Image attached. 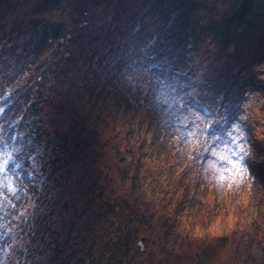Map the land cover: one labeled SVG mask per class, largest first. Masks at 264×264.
<instances>
[{"label": "rangeland", "instance_id": "1", "mask_svg": "<svg viewBox=\"0 0 264 264\" xmlns=\"http://www.w3.org/2000/svg\"><path fill=\"white\" fill-rule=\"evenodd\" d=\"M39 1L11 0L8 4L0 5V49L6 48L0 53V75L6 64L4 60L14 62L22 59L19 65L27 63L22 65L20 76L7 88L12 90L10 98L15 92L20 93L22 83L29 88L30 93L32 88L37 90L38 93L34 91L32 98L34 106L40 110L39 117L43 126L38 143L30 147L34 150L28 160L23 156L22 149L25 147L24 139L33 138L29 130L20 128L18 136L7 142L0 135V173L5 170L6 162L13 163L15 167L24 160L30 167L35 164L36 170L38 169L34 175L37 180L35 183L40 189L37 190V196L43 193L42 190L46 187L45 191L49 189L47 193L50 192L51 195V205L43 203L49 202V198H45L46 195L41 199L43 202L40 200L37 206L36 216L47 218V224H42L45 227H40L41 230L37 233L39 241L30 236L23 241L26 232L22 222V210L15 214L13 219L9 218V222L3 223L0 220V264H9L10 261L15 264L13 253L20 250L19 246L23 250L26 249L29 243L23 264L31 262L34 255L38 256L35 258L38 264H45L46 260L41 261L40 258L44 256V252L39 251L44 246L47 248L46 244L41 243V235L47 226L48 241H63V233L72 226L79 234L74 238L73 245L63 244V252L60 255L48 251L51 255H48L47 262L54 256L58 257L54 260L59 264H260L264 257V187L260 178L251 172L249 163L255 144L264 136V89L246 83V86L241 88L240 100L230 95V99L223 102V96L217 94L218 91L210 93L206 89H200L203 93L198 92V85L203 83L199 77L206 75L203 68L216 56L215 53L214 57L209 55L203 48L200 51L202 57L206 56L210 61L204 62L200 69L190 65V71L185 73L187 79L179 80L176 75L168 81L155 80L156 84H159L157 95L149 102L148 107L150 112L165 124L164 142L167 149L175 154L172 172L165 180L164 173L160 174L152 166H146L145 184L151 186L147 194L152 192L154 196L138 199L132 196L130 213L126 210L129 208L125 207L121 208V213L114 212L116 207L108 208L106 203L113 205L126 197L131 183H122L120 178L123 173H133L134 162L126 153L125 142L121 136H117L118 139L112 144H104L105 150L114 146L111 151L113 166L109 168L111 172H107L108 168L101 170L104 167L101 146L94 141L96 133L88 132L97 130L102 140L113 135L112 127L115 131L117 124L121 126V112L112 109L111 121L106 119V122L100 123L101 126L97 128L94 113L89 111L87 97L80 92L91 79L94 85L92 82L90 84L100 94L106 95V92L113 88L111 84L117 79L126 82L121 89L129 91V85L133 86L134 81L143 82V78L152 81L155 75L153 73L152 76L153 70H158L161 65L163 68H170L172 65L165 63L167 60L160 64L154 62L148 65L145 58L152 53V50L148 49V38H142L139 32L134 36L136 39L129 37L124 31L128 19L124 14L113 19L112 9L105 7L103 0H98L99 6L102 7L97 8L96 12L92 9L84 16V11H70L71 18L67 17L69 14L62 16L65 14L66 0H60L47 15L43 14L44 10L38 9ZM202 1L207 3V0ZM132 2L134 5L131 10L135 15V11L140 7L137 1ZM153 18L154 16L150 19L151 25ZM157 22L161 23L159 36L153 40L151 47L158 43L164 30L162 20ZM114 26L117 29H112ZM258 32L264 33V15ZM42 34L43 40L48 39L46 46L41 53L31 52L33 56L24 61L28 48L38 45ZM163 36L166 37L167 34ZM251 41L246 40L245 45ZM247 54L248 51L241 61L234 65L235 73L241 69V72L236 73L237 79L248 78L264 85V53L258 54L253 61L248 60L249 66L243 68L244 59L249 58ZM48 63L54 65L48 69L55 70L56 75H59L58 79L55 78V73L47 72L46 68L44 70ZM233 63L235 64L234 58L230 64ZM112 64H115L116 75H112ZM44 76L46 77L43 78ZM47 78L49 81H46ZM234 87L230 86V93ZM178 89H187V94H177ZM74 92H78L79 96ZM10 98H4L0 93V126L5 125L14 115L12 108L4 114L6 107L13 106ZM213 99H216L218 106L221 102L223 106L214 111L213 107L209 109ZM189 102L192 105H188ZM55 104H61L66 109L56 108ZM194 107H199L200 112ZM19 118L20 116L15 115L12 122L16 125L15 122ZM249 127L252 130H249ZM61 136L64 138L60 140L59 147L55 141ZM48 137L51 139L46 140ZM50 142H53V145ZM47 144H50L49 149H46ZM130 144L134 145L132 139ZM75 145L83 147V153H80L82 158L99 155V166L93 175L85 174L84 168H79L76 174L69 175L72 181L68 182L77 186L90 185L92 180L99 178L100 187L87 193L76 192L69 197L68 207H64L62 202L68 200L64 194H69L72 189L62 190L61 194L55 193L52 184L61 174L64 175L58 180L59 183L67 178L64 165L72 161ZM56 148L60 165L51 167V162L54 161L53 149ZM241 148L244 149L243 153ZM199 151L195 156V152ZM241 155H244L243 162L239 161ZM234 164L243 171H238L237 167H233ZM111 176L116 182L114 187ZM6 184L9 188H6L3 194L9 196L8 193L12 192L11 178H6ZM156 185L163 188L165 186V191L159 194V191L154 189ZM111 188L118 195L117 200L115 195L110 193ZM100 192V197H94L91 204L92 195ZM156 197L159 199L155 200ZM160 199L165 206L161 213L155 207L160 203ZM120 206L121 202L118 203V207ZM25 216L27 213L24 212L23 217ZM65 226L66 229L62 228ZM118 229L129 232L124 243L128 248L126 256H122L120 251L123 248L121 242L107 243L108 232L115 234ZM57 230L62 238L55 235ZM88 247L91 253L88 252Z\"/></svg>", "mask_w": 264, "mask_h": 264}, {"label": "trees", "instance_id": "2", "mask_svg": "<svg viewBox=\"0 0 264 264\" xmlns=\"http://www.w3.org/2000/svg\"><path fill=\"white\" fill-rule=\"evenodd\" d=\"M103 1H105V7H110L112 9L111 17L113 19L115 17H119L121 14H124L128 19V23L125 25L124 31L127 32L129 37L135 38L134 36L139 32L142 38H148V49H150L149 51L152 50V53L145 58V60L148 61L146 62L148 65L154 62L156 64H160V62H163L164 60H167L165 63L172 65L170 68H168L169 66L163 68L162 65H159L160 67L158 66V70L156 68L152 71V76L153 73H155L153 76L154 80L149 81V79L143 78V82L141 80L134 81L133 86L129 85V91H124L121 89V87H123L126 82H120L117 79L116 82L111 84L113 88H110L106 92V95L102 93L100 94L93 88V79H91L87 83L86 88L80 92L87 97L86 100L88 101V105L90 107L89 111L90 113H94V117L96 119L95 126L97 128L101 126L100 123L106 122V119L111 121L112 116L110 111H112V109L115 108V112H121V126L117 124L115 131L114 127H112L111 132L113 135L106 136L105 139L102 140V137L98 135L99 132L97 130H90L88 134L91 132L92 134L96 133L93 138L95 139L94 141L97 143V145L101 146L104 159V167L101 170L108 168L107 172H111L109 168L113 166L111 162V151L114 146H110L111 148L109 150H105L104 147L106 146L104 144L107 142L112 144V142L118 139L117 136H121L125 142V145L127 146L126 153L133 159L134 162L132 169L133 173L131 175L129 173H123L120 180L122 183L130 181L131 185L129 186V191L126 193V197L118 200V203L121 202L120 207H118V203L111 205L109 202L106 203V206L108 208L116 207L117 210L114 212L119 211V213L122 211L121 208H129L126 210L128 213H130L131 209L129 206H131L132 196H136L137 199L138 197L154 196L152 192L147 194V190L150 189L149 187L151 186L149 184H145V180L147 179L145 174L147 170L146 166H152L153 169L160 174L164 173V175H166L164 179L166 180L169 178V175L172 172L173 159L175 157V154H172L170 149H167L166 143L164 142L165 124H163L162 120L160 121L158 117L154 115V113H151V109L148 107L149 102H151L152 99L157 95L159 84H156V81H168L173 79L172 77L176 75H178L177 77L179 80L187 79L185 73L190 71V65L193 68L200 69L202 68L204 62L207 63L210 61V59L206 56L202 57V53L200 51L203 48L204 51L209 55L213 56V53H215L214 55L216 56H213L214 60L210 61L207 66L203 68L206 75L204 77H199V79L203 80V83L200 84V86L198 85V92H201L202 89H206L210 93L218 91L217 94H222L223 96V102L225 99H230V95L235 97L237 100H240L242 95L241 88L242 86L244 88L246 83H250L253 86L255 85L256 88L258 87L264 89V85H260L259 82V84H257V82L251 81L248 78L237 79L236 73L238 74V72H241V69H239L236 73L234 69V65L241 61L246 51H248L246 56L249 58L244 59L243 68L249 66L247 64L248 60L253 61L258 54L262 55L264 53V33L260 34L258 32L260 21L263 19L264 15V0H210V7L209 0H207V3H204L202 0H135L140 7L139 10L136 9L137 12L135 11L136 16L132 14L133 12L131 10L132 6L134 5L132 1L134 0ZM9 2H11V0H0V5H3V3L8 4ZM58 2H60V0H40L38 3V9L40 11L44 10L45 12L43 14L47 15L50 9L53 8ZM65 5V14H62V16H67V14H69L67 17L70 18V11H75V13H81L84 11L85 16L90 10L95 9L96 12L97 8L102 7V5L99 6L98 0H66ZM211 10L213 12H210ZM153 16V24L151 25L150 19ZM160 19L162 20V27L164 30L158 43L151 47L154 44L153 40H156L159 36V28L161 23L157 21ZM112 29L117 28L114 26ZM76 31L79 32L78 29ZM164 34H167V36L164 37ZM43 37L44 34L41 35L42 40L38 45L28 48V54L24 55L25 58L23 57L24 61L30 58V56H33L34 53H41L48 40H43ZM111 38L114 41L112 35ZM116 38L121 44L122 42L120 39H118L117 35ZM246 40L252 41L245 45ZM5 49V47H1L0 53ZM31 52L33 54H31ZM94 52L92 54H94ZM233 58L235 59V64L233 63L231 65L230 63ZM4 62H6V64L4 65L3 71L0 75V93L3 94L4 98L9 99L12 90L7 87L13 81H16V79L20 76V69L22 68V65H26L27 63L19 65V63H22V59L16 60L14 62L4 60ZM115 64L110 66V69H114L112 75H116ZM51 65L54 66L50 63L45 65L44 70L46 68L47 72L55 73V70L49 71L48 68ZM77 65H79L78 61ZM149 67L152 68V66ZM56 74L57 73H55L54 76L58 79L59 75ZM45 77L46 76L43 78ZM41 79L39 81H41ZM241 79L243 80V84ZM145 80L147 82H145ZM46 81H49V79L47 78ZM118 81L119 83L117 84ZM90 82H92V84H90ZM143 83L145 85H143ZM69 85L70 84H68V86ZM146 85H149V87H145ZM222 85L224 88H222ZM231 85H234L235 87L233 88V92L230 93ZM20 90V93L17 91V94L15 92V94L10 98L11 102H13V106H8L5 109L4 114H7L11 108L12 111L14 109V115L12 118L8 119L10 121H8L5 125L0 126V135L3 137V140L7 142L11 140V138L18 136V131L20 128L29 130L28 132L33 134V138H30L31 140L24 139L25 147L22 149L23 156L28 160V157L32 154V150H34L30 147L33 146V144L38 143L40 133L42 136L43 126L42 120L39 117L40 110L38 107L34 106L32 98L34 91L36 94L38 93L37 90L32 88V92L30 93L28 92L29 88H26L25 84L23 83L20 87ZM187 91V89H178L177 94L183 93V95H185L187 94ZM74 94L77 97L79 96L78 92H74ZM213 100V104L209 106V109L213 107L212 111H214L217 107L223 106L222 102L218 106V104L215 103L216 99ZM187 104L192 105L191 102ZM21 106H23L22 110ZM25 106L27 108H25ZM54 106L56 108L66 109L61 104H55ZM176 108L178 109L177 106ZM195 109L199 110L200 108L197 107ZM129 114L132 115L129 116ZM15 115L20 116L18 121L16 120L17 122H15L16 125L12 122ZM134 121L136 123H133ZM250 129L251 128L249 127V130ZM28 132L26 133L27 135ZM63 138L64 136L58 137V140L55 141V144H58L60 147V140ZM42 139H44V137H42ZM48 139H51V137L46 138V140ZM74 139L76 142H78L76 138ZM131 139L134 141L133 146L130 144ZM50 143L53 145V142ZM49 146L50 144H47L46 149H49ZM74 147H76V149H74L75 155L72 161L64 165V173L67 178L64 179L62 183H59L58 180L62 179L64 175L61 174L60 178H58L54 184H52V189L55 191V193L59 192L61 194L62 190L65 191L67 189H72L69 194H64V197H68L67 201L62 202L64 207H68L70 203L69 197L76 192V194H78L79 191L87 193L88 191H96L100 187L98 184L99 178H96L94 181L92 180L90 185L84 184L77 186L68 182V180L72 181L69 175L76 174L79 171V168H84L83 171L85 174L93 175L94 172L98 170L99 166V155L90 158L87 157L85 159L80 156V153H83V147L77 145ZM89 147L90 146H88V150H90ZM57 149L58 148L53 149L54 161L51 162V167H57L60 165V161L57 158ZM251 150L252 147L250 148V151ZM199 153L200 151L195 152V156ZM56 160H58V162H56ZM114 164L116 163L114 162ZM249 165L251 172L260 178L264 187V136L261 137V139H259V141L255 144L254 153L251 154V163H249ZM37 170L35 168V164L30 167L28 162L24 160L17 167H15L13 163L9 164L6 162L5 170L2 172V174L0 173V220H2L3 223L6 221L9 222V218L13 219L12 217L22 210V222L27 235L23 237V241H25L28 236L33 238L35 241H39V239H37V233L41 230L40 227H45L42 224H47V218L36 216V213L38 212L37 206L40 204V200L46 195L47 196L45 198H49V202H43V200H41V202L45 203L47 206L51 205V195L50 192L47 193L49 189L45 191L46 187L42 190L43 193L37 196V190H40L37 186V183H35L37 180L34 175H36L38 172ZM7 177L11 178L12 180V184H10L12 192L8 193L10 194L9 196L3 194V192L5 193L6 188H9V186L6 184ZM110 180L114 184L112 187L116 186V182L112 176ZM154 189L159 191V194H162L166 187L164 186L163 188L160 187V185L159 187L156 185V188ZM53 190H51V192ZM110 193L114 194L117 200L118 195L112 188ZM101 194L102 192L92 195V200H90V203H93L94 197H100ZM157 199L159 198L156 197L155 200ZM132 202L135 201L132 200ZM163 206V200L160 199V203L158 202L157 206L155 207L159 213H161ZM24 212L27 213V216L25 217H23ZM165 223H167V220ZM62 228L66 229V226ZM74 229L75 227L72 226L68 230H65L64 233L62 232L64 236L63 238L57 230L58 232H56L55 235L64 239L63 241H56L54 239L48 241L49 227L47 226L41 235V243L47 245V248L44 246L43 249L39 251L44 252V256H40L41 261H44L45 259V264H51L52 261L53 264H59L54 260H57L58 257L56 258L54 256V258H50L51 260L47 262L48 255H51L48 253V251L51 250L54 251L56 255H60V253L63 252V244L69 243L73 245L75 242L74 238L79 235L74 231ZM74 233H76L75 236ZM128 235V230L124 229H118L115 234H109L108 232L107 237L109 238L107 243H114V241L121 242V244H123L121 247L123 248H121L120 251L122 256L123 254L126 256L128 248L126 245H124V243L127 241ZM29 244L26 245L27 248L24 250L21 248V246H19L20 250L13 253L15 264H23L25 261L24 259L26 258L24 254L28 250ZM87 250L89 253H91V249L89 247ZM22 254L24 258H22ZM37 257L38 256L34 255L32 261L26 263L38 264V260H35ZM43 263L44 262H41V264ZM9 264L13 263L10 261ZM260 264H264V257L262 258Z\"/></svg>", "mask_w": 264, "mask_h": 264}, {"label": "snow or ice", "instance_id": "3", "mask_svg": "<svg viewBox=\"0 0 264 264\" xmlns=\"http://www.w3.org/2000/svg\"><path fill=\"white\" fill-rule=\"evenodd\" d=\"M241 152H242V153L244 152V149H243V148H241ZM234 155H235V153H234ZM239 161H241V162L244 161V155H241V156L239 157ZM233 167H237V165L234 164ZM237 170H238V171H243V169H241V168H239V167H237Z\"/></svg>", "mask_w": 264, "mask_h": 264}]
</instances>
